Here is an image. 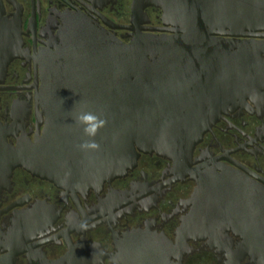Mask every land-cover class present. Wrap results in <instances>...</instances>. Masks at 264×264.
I'll return each mask as SVG.
<instances>
[{"label":"flooded vegetation","instance_id":"1","mask_svg":"<svg viewBox=\"0 0 264 264\" xmlns=\"http://www.w3.org/2000/svg\"><path fill=\"white\" fill-rule=\"evenodd\" d=\"M133 1L0 0V131L9 143L44 136L51 114L45 107L56 102L52 94L41 97L54 87L46 82L62 37L76 24L129 43ZM161 17L146 7L136 26L161 33ZM258 216L264 98L223 115L186 166L141 153L125 176L102 183L71 174L55 182L14 169L0 184V264H116L121 244L128 264L133 251L152 246L173 264L179 256L181 264H264L247 239L258 234Z\"/></svg>","mask_w":264,"mask_h":264},{"label":"water","instance_id":"2","mask_svg":"<svg viewBox=\"0 0 264 264\" xmlns=\"http://www.w3.org/2000/svg\"><path fill=\"white\" fill-rule=\"evenodd\" d=\"M146 7L161 10V33L136 26ZM132 11L129 43L76 24L62 37L46 82L54 87L41 97L56 102L45 107L48 127L36 143L22 137L16 145L0 131V184L18 167L55 182L63 174L112 181L141 153L186 166L223 115L264 98V0H134ZM82 110L107 120L95 137L98 151L78 147L88 139L73 119ZM258 223L247 239L264 258V216ZM133 252L131 264H173L157 246ZM127 253L121 244L116 264H128Z\"/></svg>","mask_w":264,"mask_h":264},{"label":"clouds","instance_id":"3","mask_svg":"<svg viewBox=\"0 0 264 264\" xmlns=\"http://www.w3.org/2000/svg\"><path fill=\"white\" fill-rule=\"evenodd\" d=\"M74 122L76 125L82 127L84 135L88 138L83 140L78 147L80 150L98 151L100 144L95 140L100 129L104 128L107 124V120L101 115L89 110H82L74 116ZM82 230H86L87 224L81 225Z\"/></svg>","mask_w":264,"mask_h":264}]
</instances>
